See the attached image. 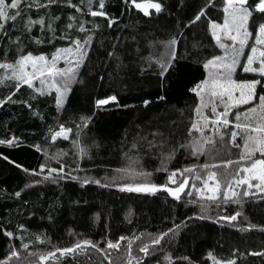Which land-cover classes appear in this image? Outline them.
Returning a JSON list of instances; mask_svg holds the SVG:
<instances>
[{
    "label": "trees",
    "instance_id": "obj_1",
    "mask_svg": "<svg viewBox=\"0 0 264 264\" xmlns=\"http://www.w3.org/2000/svg\"><path fill=\"white\" fill-rule=\"evenodd\" d=\"M30 2L22 0L21 15L14 24L12 21L6 24L8 36L13 40L21 37L23 44L0 38V61L13 62L27 51L51 53L55 47L66 46L67 42L60 39L53 42L54 46L31 41L30 37L49 39V18L59 17L52 23L57 37L73 22L69 17L74 16V27L67 31L73 38L83 39L90 34L93 39L87 61L63 110H57L54 93L41 96L27 85L16 91L15 81L11 79L0 85V99L11 94L16 101L0 106V140L19 138L13 145L0 144V260L13 247L21 256L12 264H29L37 257L28 253L37 249L46 253L53 246H71L78 239L99 241V248H104L106 239L116 241L120 236L130 238L141 233L155 236L176 224L180 228L174 238L162 241L159 250L140 264H214L209 253L217 260H233L234 264H264V193L242 198L239 204L220 203L219 207L212 204L209 211L202 212L200 204L189 203L185 194L177 201L165 190L128 192L118 187L83 184L80 180L44 181L39 174L42 163L52 168H59L63 163L65 173L72 171V175L108 181L116 175L115 170L126 167L128 157H132L137 170L151 173L149 181L165 183L168 172L157 169L161 167L162 155L173 149L176 152L168 163L169 170L190 164L236 160L240 149L230 146L227 139L223 145L217 142L216 150L211 153L214 159L205 155L197 159L190 150L178 147L190 140L188 130L199 99L191 89L207 78L208 69L203 67L206 60L221 52L211 34L210 22L223 21V0H159L162 10L150 9L148 15L130 0H105L106 17L91 16L87 0L83 4L81 0H71V4L83 9V14L71 7L68 0H57L48 7H26ZM39 3L43 5L46 0ZM97 7L98 0H93V9ZM202 8L201 18L189 24ZM41 16L46 22L43 33L38 24L32 26L30 33L24 30L27 19ZM110 18L114 21L111 26ZM253 21L258 26L264 22V17L253 13L250 28L254 31ZM81 22L88 32L78 30ZM173 37L177 40L173 46L176 58L161 76L156 59L168 51L165 43ZM236 78L258 79V75L238 69ZM109 95H116L117 102L97 107L96 101ZM146 99L150 103L145 106ZM21 101L31 104V109ZM244 107L241 106L240 111ZM206 111L210 114V110ZM235 111L233 109V113ZM81 115L93 116L80 137L81 145L88 148V155L82 159L76 155L72 137L52 141L48 132L50 126L56 130L57 122H69L66 126H70L71 121L79 122ZM150 141H154L155 146L149 147ZM133 143L136 148H132ZM237 143H242L239 137ZM35 145H40L41 150ZM43 149H47V156ZM57 153L63 154L51 159ZM77 163L82 171H74ZM17 165L36 169L37 174L25 172ZM217 172L223 174L220 170ZM32 181L41 182L33 184ZM26 184L29 186L25 187ZM17 191L21 192L18 197L15 196ZM191 199L198 200L195 195ZM237 212L240 215L236 221L219 219ZM28 216L31 217L28 219ZM202 216L204 218H200ZM6 231L13 232V236L8 237ZM36 235H46L50 243L37 241L28 249L20 246L22 242L35 241ZM148 242L147 235L134 241L133 255L141 256L138 246ZM125 245L126 241H121V248L112 249L107 255L89 248L75 257H61L59 264H109L108 256L111 264H127ZM167 255L171 256L170 261L165 259Z\"/></svg>",
    "mask_w": 264,
    "mask_h": 264
},
{
    "label": "snow or ice",
    "instance_id": "obj_2",
    "mask_svg": "<svg viewBox=\"0 0 264 264\" xmlns=\"http://www.w3.org/2000/svg\"><path fill=\"white\" fill-rule=\"evenodd\" d=\"M57 0H46V3L41 5L39 0H31L26 4V7L35 5L36 7H48L56 3ZM71 7L76 8L78 13L83 14V9L78 5L71 4ZM22 0H0V38H7L9 43L22 45L23 40L17 36L15 40L8 36L6 24L12 21L13 24L17 17L21 15L20 5ZM84 3V0H81ZM137 9L144 12L145 15L150 14L149 10L154 9L160 12L163 4L159 0H130ZM87 8L90 15L93 17H106L108 13L105 9V0H98V7L93 9V0H87ZM223 22L211 21L210 30L213 38L222 49L221 55H215L207 59L203 67L208 69V76L206 79L198 82L195 87L191 89L193 93L198 96L193 113L194 118L191 121L189 128L190 140L179 148L190 150V154L197 159L200 155L214 159L211 153L215 151V146L219 141L221 145L227 139L230 146L238 149L239 155L236 160L228 159L221 160L219 163H203L190 164L183 168H175L169 170L168 163L173 159L176 149L163 154L161 159V167L157 171L168 172L167 182L153 183L148 180L151 173L137 170L135 167L136 161L132 157H128L129 163L126 167L116 170V175L108 178V183L104 186L118 187L122 191L136 192V193H156L159 190H165L170 196L177 201L181 200L182 194H185L189 203H199L202 212L209 211V206L216 204L219 207L220 203H241L242 198L254 196L256 193H264V22L255 25L253 21V30H250V18H253V13L257 12L264 17V0H223ZM204 14V9H200L194 19L189 21V24L195 23ZM53 19L59 17L49 18L47 22V31L49 39L47 41L40 37H30L35 44H44L47 42L53 45L56 39L66 41V46L55 47L51 53L38 52L33 53L27 51L19 55L15 62L0 61V85L4 84L6 79L15 81V90L18 91L21 86L27 85L33 89L38 95H53L55 106L57 110H63L67 105L68 98L72 92L73 85L77 82L80 69L86 63L92 42V35H87L83 39L79 36L73 38L71 32L67 31L73 29L76 17L70 16L69 20L73 21L66 25L65 30L57 37L56 29L53 28ZM113 19H109V26L112 25ZM45 18L43 16L38 19H27L24 25L26 32H31L32 26L38 24L41 32L45 30ZM80 32H88L84 23L78 25ZM98 27V26H94ZM254 36V39H252ZM250 40L252 42L250 43ZM177 40L175 37L171 38L165 43V49L168 50L156 63L160 69V75L168 71L173 65L176 58L174 45ZM250 50L245 53V49ZM6 55V53H5ZM111 55V53L109 54ZM165 56L167 58H165ZM246 56V59L242 58ZM151 59V58H150ZM63 66H60V62ZM238 68L245 73H258L260 79H245L237 80L234 74ZM38 82L39 86L36 85ZM259 88V91H258ZM35 99V96L32 97ZM163 99V97H158ZM116 95H109L105 99L96 101L97 107L108 104L109 102H117ZM6 102H16L12 100V95L5 96L0 99V106ZM31 109V104L27 101H21ZM150 103L149 100H144L143 104L146 106ZM241 106L244 107L240 111ZM126 107V106H125ZM233 109L236 111L233 113ZM210 110V114L206 111ZM36 114V113H34ZM230 116L232 118H230ZM93 119L92 115H81L78 120L71 121L70 126L67 123L57 122L55 131L50 126L48 132L52 141L57 138L68 140L72 137L71 143L76 149V155L82 159L88 155L87 146H82L80 137L84 129H86ZM154 136L159 133H153ZM240 138L242 143H237V138ZM19 138L13 136L8 140H0V144L13 145ZM161 144L164 142L161 141ZM155 146L154 141L149 142V147ZM37 150H41L40 145H35ZM132 148H136L133 143ZM47 156V149H43ZM63 153H57L51 159H58ZM259 154V156L257 155ZM4 159H8L4 157ZM15 163V161H13ZM231 166V167H230ZM25 172L31 171L32 174H37L36 169H26L23 165H17ZM223 168V174H219L214 169ZM39 174L44 181L59 182L63 179L80 180L83 184H88L90 181L95 184H100L101 180L89 177L87 175L81 177L72 175V171L65 173V166L61 163L59 168L48 167L42 163L39 166ZM45 169L47 171L45 172ZM74 171H82L79 164ZM55 174V175H54ZM41 181H32L33 184ZM172 185V186H170ZM29 185H25L28 187ZM186 189H189L186 192ZM242 189V191H241ZM255 190V191H253ZM22 191V190H21ZM21 192H15V196H20ZM195 195L197 199H191ZM240 213L232 215H224L219 219L225 222H232L237 220ZM98 218V217H97ZM200 218H204L203 216ZM23 228V225L19 226ZM250 228L255 225H248ZM180 225L174 224L172 228L153 236L150 233H141L140 236L125 237L120 236L116 241L106 239L105 247L99 248V241L91 239H78L71 246L55 247L46 253L40 252L38 249L29 252V256L37 257L36 261H30L29 264H59L60 258L64 256H73L86 252L89 248L97 250L102 254L107 253L112 249L119 250L121 248V241H126L125 253L127 256V264H140L145 257L151 256L158 251L162 241L174 238L176 231ZM8 237L13 236V232L6 231ZM147 235L148 243L138 246V251L142 255L137 257L133 255V243L139 240L140 237ZM104 239V238H102ZM23 241V237H21ZM50 243L46 235H36L35 241L29 240L27 243H21V247L28 249L30 244L35 242ZM59 254V255H57ZM212 258L214 264H234L233 260H217L212 253L208 254ZM21 253L13 249L7 256L0 260V264H12L13 260H19ZM109 264H111V257L108 256ZM166 260H171V256H165Z\"/></svg>",
    "mask_w": 264,
    "mask_h": 264
},
{
    "label": "rangeland",
    "instance_id": "obj_3",
    "mask_svg": "<svg viewBox=\"0 0 264 264\" xmlns=\"http://www.w3.org/2000/svg\"><path fill=\"white\" fill-rule=\"evenodd\" d=\"M223 22V21H222ZM222 22H220V23H222ZM250 23V22H249ZM250 30H251V28H250ZM252 39H254V36H253V38ZM216 42V41H215ZM252 42V40H250V43ZM250 50V48H246L245 49V53L247 54V52ZM222 49H221V52H220V54H217V55H221L222 54ZM244 59H246V56L245 57H243L242 58V62H243V60ZM16 60V59H15ZM15 60L13 61V62H15ZM60 66H63V62L61 61L60 62ZM238 69H240V68H238ZM242 70V69H241ZM257 75H258V79H260V76H259V74L258 73H256ZM207 76H208V72H207ZM234 78L235 79H237L236 78V73L234 74ZM237 80H242V79H237ZM36 85L37 86H39V84H38V82H36ZM212 163H219V161H213V162H210V164H212ZM215 171H219L220 170V172H223L222 170H223V168H216V169H214ZM139 171V170H138ZM219 173V172H218ZM115 174H116V170H115ZM219 174H221V173H219ZM95 179H97V178H95ZM150 182H152L151 180H150ZM89 183H93V182H89ZM108 183V181H101V183L100 184H98V185H102V186H104L105 184H107ZM170 186H172V185H170ZM241 191H242V189H241ZM253 191H255V190H253ZM198 198V197H197ZM31 216H28V219L30 218Z\"/></svg>",
    "mask_w": 264,
    "mask_h": 264
},
{
    "label": "water",
    "instance_id": "obj_4",
    "mask_svg": "<svg viewBox=\"0 0 264 264\" xmlns=\"http://www.w3.org/2000/svg\"><path fill=\"white\" fill-rule=\"evenodd\" d=\"M140 2V1H139Z\"/></svg>",
    "mask_w": 264,
    "mask_h": 264
}]
</instances>
